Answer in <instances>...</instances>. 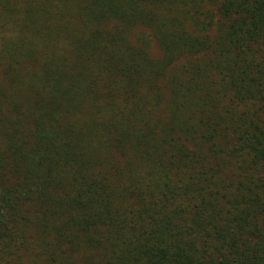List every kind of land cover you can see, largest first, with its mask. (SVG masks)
I'll use <instances>...</instances> for the list:
<instances>
[{
    "label": "trees",
    "instance_id": "trees-1",
    "mask_svg": "<svg viewBox=\"0 0 264 264\" xmlns=\"http://www.w3.org/2000/svg\"><path fill=\"white\" fill-rule=\"evenodd\" d=\"M0 264H264V0H0Z\"/></svg>",
    "mask_w": 264,
    "mask_h": 264
},
{
    "label": "rangeland",
    "instance_id": "rangeland-1",
    "mask_svg": "<svg viewBox=\"0 0 264 264\" xmlns=\"http://www.w3.org/2000/svg\"><path fill=\"white\" fill-rule=\"evenodd\" d=\"M155 54L154 55H157L156 52H154Z\"/></svg>",
    "mask_w": 264,
    "mask_h": 264
}]
</instances>
